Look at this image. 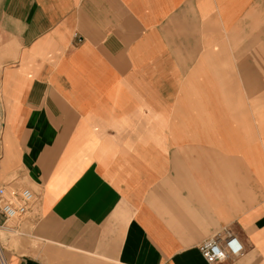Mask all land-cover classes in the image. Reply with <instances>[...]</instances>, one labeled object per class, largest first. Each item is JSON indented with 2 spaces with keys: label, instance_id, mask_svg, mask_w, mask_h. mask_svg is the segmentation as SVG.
Instances as JSON below:
<instances>
[{
  "label": "crops",
  "instance_id": "obj_1",
  "mask_svg": "<svg viewBox=\"0 0 264 264\" xmlns=\"http://www.w3.org/2000/svg\"><path fill=\"white\" fill-rule=\"evenodd\" d=\"M2 184L0 264H264V0H0Z\"/></svg>",
  "mask_w": 264,
  "mask_h": 264
},
{
  "label": "built area",
  "instance_id": "obj_2",
  "mask_svg": "<svg viewBox=\"0 0 264 264\" xmlns=\"http://www.w3.org/2000/svg\"><path fill=\"white\" fill-rule=\"evenodd\" d=\"M40 195L28 188L0 185V214L5 221H20L36 210ZM198 250L208 264L220 263L230 257L242 255L243 245L239 238L225 228L204 240Z\"/></svg>",
  "mask_w": 264,
  "mask_h": 264
},
{
  "label": "rangeland",
  "instance_id": "obj_3",
  "mask_svg": "<svg viewBox=\"0 0 264 264\" xmlns=\"http://www.w3.org/2000/svg\"><path fill=\"white\" fill-rule=\"evenodd\" d=\"M19 184H17L18 185V187H21L22 185H24V184H21L20 182H18ZM13 184V183H12ZM12 186H14V185H12ZM34 213H37V211L36 210H34V212L32 213V214H34ZM32 214H30L29 216H31ZM25 219V218H24ZM16 222H18L17 220L16 221H8V225L9 226H13V225H16ZM3 234V231H1V228H0V241L2 240V235Z\"/></svg>",
  "mask_w": 264,
  "mask_h": 264
}]
</instances>
